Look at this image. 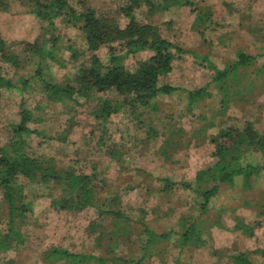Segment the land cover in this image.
I'll return each mask as SVG.
<instances>
[{
    "label": "trees",
    "instance_id": "obj_1",
    "mask_svg": "<svg viewBox=\"0 0 264 264\" xmlns=\"http://www.w3.org/2000/svg\"><path fill=\"white\" fill-rule=\"evenodd\" d=\"M12 1L27 8L33 21L31 26L23 25L18 32L25 39L18 42L19 49L0 36V102L11 100L15 116L9 126L10 138L0 145V224L3 225L0 228V264L7 252L25 241V226L35 213L33 204L42 199L25 193L27 182L51 189L50 198L46 197L44 203L55 213L80 216L84 233L94 240L90 253L56 245L46 247L40 251L44 264H168L171 256L178 264L182 253L192 256L212 237L213 226L220 227L218 222L207 217L214 208L212 201L233 186L237 177H242L243 188L251 189L253 178L264 173V162L247 161L248 156L256 154L264 161V132L251 121L245 122L242 128L219 126L208 140L211 162L198 169L191 180L174 179L168 174L155 177L144 165L127 161L123 153L129 151L127 143H117L114 136L119 135L112 133L122 129L120 122H124L127 129L133 126L132 131L140 128L146 120L144 112L157 109L156 98L177 90L161 78L172 71L174 61L184 58L188 52L178 42L165 37L157 25L137 20L134 12L141 8L155 13L176 6L192 7L193 1L125 0L120 8L127 18L125 23L93 7L77 5L73 0H0V19L11 15ZM192 9L196 12V8ZM211 14L201 11L195 16L197 20L207 21L212 29L213 24L208 19ZM59 27L81 40V45L73 40L64 43V34L57 33ZM255 30L251 29L257 33ZM79 36L81 39L77 38ZM256 40L264 43V35ZM259 48H263V44ZM145 52V57H137ZM191 52L208 63L209 81L218 84L222 91V108H226L227 96L232 91L227 81L237 82L244 73L240 71L257 62L259 55H264V52L252 54L238 50L231 65L218 68L206 55ZM129 63L134 66L128 67ZM70 65L73 73H64L60 79L56 72H67ZM27 66L31 70H26ZM256 69L264 74V65ZM210 83L187 92L189 111L212 95L207 88ZM90 107L92 120L84 123L81 110ZM122 115L127 116L124 121L119 120ZM51 119L57 125L47 133L45 125ZM114 119L118 122L114 123ZM106 124L112 142L103 139L100 127ZM85 126L91 132V152H98L94 164L88 160L77 162L73 155H51L30 148L28 139L31 137L38 139L39 147L47 142L72 144L76 133ZM177 134L172 124L160 131L149 126L144 134L146 137L142 136L141 141L132 145L144 157L147 146L160 142L154 153H161L168 160L177 148ZM80 135L85 133L81 131ZM102 148L107 150L103 152ZM112 169L121 181L118 180L112 197L105 200L101 193L110 188L107 171ZM147 180L160 194L185 191L188 195L183 196L181 204H189L197 213L191 215L182 211L177 217V208L166 203L146 209L130 202L131 195L142 183L147 185ZM102 200L108 204L100 203ZM261 207L254 226L238 221L230 230L252 236L255 228L264 224V200ZM175 216L169 228L157 227L158 219ZM131 235L142 241L140 255L135 258L120 254L123 239ZM227 255L235 264H252L246 252Z\"/></svg>",
    "mask_w": 264,
    "mask_h": 264
},
{
    "label": "rangeland",
    "instance_id": "obj_2",
    "mask_svg": "<svg viewBox=\"0 0 264 264\" xmlns=\"http://www.w3.org/2000/svg\"><path fill=\"white\" fill-rule=\"evenodd\" d=\"M192 1L194 3L192 7L176 6L167 11L155 13H149L146 8H141L134 12L137 20L157 25L165 37L178 42L188 51L184 54V58L174 61L172 71L161 78L162 82L172 84L177 87V90L169 95H160L156 98L157 109L144 112L146 120L140 128L132 131L133 126L127 129L126 124L120 122L122 129L115 130V125H112L115 130L112 133L113 136L115 133L119 135L114 136L118 139L115 141L120 144L127 143V148H129V151L123 152L125 153L124 158L134 164L144 165L146 169L153 172L155 177L168 174L174 179L183 177L190 178L189 180L193 179L198 169L211 162V148L208 140L210 135L216 133L221 125H236L242 128L245 122L251 121L260 132H264V74H260L256 69L264 65V55H259L257 62L244 70L242 69L240 73H244L239 76L237 82L227 81L232 87V91L227 96L226 108H222L220 104L222 91L218 84L210 83L211 74L207 72L208 63L201 57L193 56L191 52L201 56L206 55L218 68L231 65L236 60L238 50L252 54L264 52L263 41L259 44L256 40L264 35V0ZM73 3L93 7L97 12L117 18L120 23L127 21L120 10L125 0H73ZM11 6L12 9L9 12L11 15L0 19V36L6 37L9 43H15L16 49H19L21 44L18 42L25 39L19 36L18 32L22 31L24 26H31L33 20H30L31 16L26 12L27 8L20 3L12 1ZM192 8H196V12ZM201 11L212 13L211 16H208L213 24L212 29L207 26V21L204 19H196L195 14ZM222 28H226L227 31L220 32L219 30ZM251 29H256L258 32L254 33ZM214 31L217 33L215 34ZM60 32L64 34V43L73 40L77 45H81V40H76L70 32L67 34L62 27L57 30V33L61 35ZM218 36H220L219 39ZM81 37L77 38L81 39ZM217 41H221L220 44ZM262 44L263 48L258 49ZM146 55L147 52L140 53L137 57L143 58ZM128 65V67L134 66L130 63ZM27 67L26 70H31V67ZM63 71L56 72L60 79L64 77V73H73V68L70 65L67 72ZM51 73L53 74L52 69ZM206 83H210L207 88L212 92V95L200 104L196 103V106L189 111L187 92L203 87ZM12 107L14 106L11 105V100L8 98L0 102V145L10 138L9 126L15 120ZM91 109L92 107L81 110L83 112L81 118L84 123H89L92 120L89 114ZM119 118L124 121L127 116L122 115ZM114 121V123L118 122L117 119ZM64 124L67 125V122ZM169 124L176 126L178 131L176 139L179 142L168 160H165L161 153H154L160 142L147 146L143 152L147 155L144 157L140 155V150L133 148L132 144L142 140L141 137L147 133L149 126H154L160 131L163 127H168ZM56 125L57 122L54 119L48 121L45 125L47 133H50ZM108 126L106 124L100 127L101 133L103 139H110L112 142L113 138L111 132L107 130ZM81 131L85 133L82 137ZM89 134L91 132L85 126L76 133L72 144L47 142L43 147H39L38 139L34 137L28 139V142L31 150L36 152L58 156L73 155L77 162L88 160L94 164L98 152H91L92 142L89 140ZM105 150L107 148H102L103 152ZM247 161L264 162L258 154L248 156ZM107 172L111 180L110 188L107 192L101 193L103 199L112 197L119 185L118 180H120L116 177L114 169ZM151 183L148 180L147 185L142 183L138 190L131 195L130 202L146 209L149 206L166 203L177 208V217L182 211L191 213V215L197 213L196 209L189 208V204H181L183 196L188 195L185 191L175 190L169 194H160L155 191L153 184L149 186ZM24 191L29 196L42 199L33 204L35 213L31 214L30 222L25 226V241L7 252L2 259V264H44L40 259V251L53 245L85 253L93 252L94 240L84 233L82 218L76 214L55 213L51 206L44 203L46 197L50 198L51 189L43 184L27 182ZM263 200L264 173L253 178L251 189L243 188L242 177H237L233 186L220 192L212 201L214 208L211 209L210 215L207 217L215 223L218 222L220 227L218 224L213 226L212 237L203 246L196 249V253L192 256L189 257L187 253H182L178 264H235L228 259L227 253L238 252L249 254L252 264L264 261V224L255 228L252 236L242 235L239 230L235 232L230 230L238 221L244 222L250 227L254 226L257 215L262 209ZM100 203L108 204L104 200ZM176 216L173 219H158L157 227L169 228L172 221L177 218ZM2 226L0 224V228ZM141 242V239L135 235L126 237L121 244L120 254L138 257L141 252ZM173 258L171 256L167 260L168 264H176ZM150 264L159 263L152 262Z\"/></svg>",
    "mask_w": 264,
    "mask_h": 264
}]
</instances>
